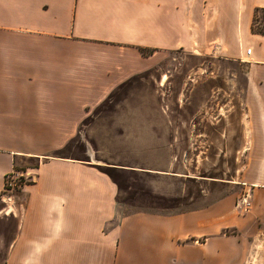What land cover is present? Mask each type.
Here are the masks:
<instances>
[{
  "label": "crops",
  "instance_id": "1",
  "mask_svg": "<svg viewBox=\"0 0 264 264\" xmlns=\"http://www.w3.org/2000/svg\"><path fill=\"white\" fill-rule=\"evenodd\" d=\"M201 2L0 0V200L17 161L40 160L19 203H4L18 218L4 264H260L263 246L250 239L264 244V173L242 183L259 188L243 218L232 196L190 212L120 215L99 165L56 156L112 90L169 56L157 44L171 41L177 18L179 30L203 25ZM211 3L217 39L246 64L256 155L246 168L263 171L264 34L252 27L264 0Z\"/></svg>",
  "mask_w": 264,
  "mask_h": 264
},
{
  "label": "rangeland",
  "instance_id": "2",
  "mask_svg": "<svg viewBox=\"0 0 264 264\" xmlns=\"http://www.w3.org/2000/svg\"><path fill=\"white\" fill-rule=\"evenodd\" d=\"M211 2L202 0L203 25L183 27L187 34L178 29L177 18L171 41L157 44L169 49V56L112 90L107 98L114 94L79 123L76 136L67 142L72 143L56 154L99 165L101 173L107 168L136 171H129L135 173L129 178L132 187L119 194L117 190L120 215L190 212L227 196L236 200V216L250 212L253 189L259 188L242 183L264 170L246 168L256 156L250 153L247 68L217 39ZM255 18L254 28L262 29L264 11H256ZM148 51L153 54V49ZM39 164L36 159L18 160L15 172L6 178L15 184L12 190L5 187L0 200V264L18 222L12 212H2L4 203H19L20 187L32 179L27 169H38ZM226 234L239 232L231 229ZM261 240L250 239L253 248L262 244L256 256L264 264Z\"/></svg>",
  "mask_w": 264,
  "mask_h": 264
},
{
  "label": "trees",
  "instance_id": "3",
  "mask_svg": "<svg viewBox=\"0 0 264 264\" xmlns=\"http://www.w3.org/2000/svg\"><path fill=\"white\" fill-rule=\"evenodd\" d=\"M255 22H257V19H256V18H255ZM254 27H255V23H254V25H253V27H252V30H253L255 33H257V34H264V24H263L262 29H255ZM140 52H141V54H142L144 57H147V56H149V54H150V52H149L148 50H145V49H140ZM131 79H132V78H131ZM129 80H130V79H129ZM129 80L126 81V82H124L121 86L127 84V83L129 82ZM113 94H114V93L112 92V93L109 95V97H111ZM109 97H108L107 99H109ZM107 99H106L104 102H106ZM104 102H103V103H104ZM99 107H100V106H99ZM99 107H98V108H99ZM98 108H97V109H98ZM71 143H72V142H69V143L66 145V147H68ZM66 147L63 148L62 151L65 150ZM62 151H60V152H62ZM101 170H102V172L105 173V174H106V175H107V176L113 181V183L116 185L117 190H118V194H119V192H120L121 190H126V189H129V188L132 187L131 184L129 183V181H130L129 178L131 177L132 174H135V173H132V172H136V171L125 170V169H118V168H107V169H101ZM129 171H132V172H129ZM118 194H117V197H118ZM116 201H117V200H116Z\"/></svg>",
  "mask_w": 264,
  "mask_h": 264
},
{
  "label": "built area",
  "instance_id": "4",
  "mask_svg": "<svg viewBox=\"0 0 264 264\" xmlns=\"http://www.w3.org/2000/svg\"><path fill=\"white\" fill-rule=\"evenodd\" d=\"M251 53H252V49L251 48L246 49V55L248 57L251 56ZM242 61H244V60L242 59ZM9 177H10V175H8L6 178H9ZM14 184H15L14 180H11V181L8 182L7 179H6L5 187L7 186L8 188H10V190H12L14 188ZM242 204L243 205L245 204V206L247 207L248 206L247 199H244Z\"/></svg>",
  "mask_w": 264,
  "mask_h": 264
}]
</instances>
